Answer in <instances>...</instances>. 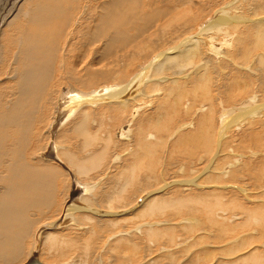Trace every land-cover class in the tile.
I'll list each match as a JSON object with an SVG mask.
<instances>
[{"label":"bare ground","instance_id":"6f19581e","mask_svg":"<svg viewBox=\"0 0 264 264\" xmlns=\"http://www.w3.org/2000/svg\"><path fill=\"white\" fill-rule=\"evenodd\" d=\"M19 1L20 0H11L8 5L9 7L4 13L0 14V264H26L31 258L37 260L39 258L38 261L42 264H45L44 260L46 258H48V260L46 259L47 262L50 261L49 264H95V262L98 264L99 261L105 264H145L147 261V264H182V260L187 259V256L186 258L184 256L178 257V253L173 251V254H170L171 250H173L172 247L175 246L170 242H174V238L177 236L174 234V230L172 231L169 229V231H167L162 228L165 226L164 222L157 223L155 221L156 218H160L161 215L163 216V213H167V210H173L174 217L175 214L197 217V221L194 222L193 225L184 226L185 228L183 230L189 236L198 231L200 225H202L203 228L205 225L210 228V230L213 229L215 231L214 233H217L218 236L224 237L226 233L230 231L233 222H229L228 220L229 224L231 223L229 227L228 222V225L225 224L226 221L220 222L222 221V216H220L219 219L221 220H219L218 218L213 219L211 216L209 218L208 214L209 212L210 214L216 212V210H214L216 208L222 209V213L224 214L225 205L223 206L216 197V199H213V195L208 196L207 193L204 192L195 193L191 188L185 189L187 193L176 190L170 194L171 197L169 198L164 196L158 198L155 197V194L143 197L141 201L139 200L140 202L138 204L139 208L145 204L144 207H142L143 209H139L140 214H134V216L139 215L140 217L139 220L136 219L140 221L139 224L137 221L133 222L134 226L137 223V226H135L136 229L131 228V224L133 223L132 221L129 223L130 217L129 219H127V217L124 218V214L122 215L123 217H119L120 215L117 213L119 218H124L122 219L123 221H121V227L119 225L120 221L110 219L114 214V212H112L114 211L113 209H109L108 212L105 211V213L99 210H87L88 213H86L87 211L85 212V208L83 210L85 213H76L74 209L69 210V208L71 207L72 209L73 206H70L71 203H73L72 199L77 197L79 193L76 190L80 182L77 181V176L79 179L83 178V182H86L85 179L88 174L92 172L91 175L94 174L93 170H95V167L106 165L104 167V174L110 172V175L118 168H122V170H118V175H121L120 180H117L118 182L114 180L117 182V187L122 186L120 187L122 191H129L128 193L131 191L132 194V192L138 191L136 190V186L141 185L140 187H143L145 191L146 187L152 184L150 180H157L154 172L155 167L152 163L156 162L154 158H156V154H158L159 145L164 143L166 147L168 146V143H166L168 140L167 137H169V146L172 149L169 154H173L174 152L196 156L200 150H204L209 155L215 151L213 144L215 145L217 143L214 138L208 137V131L205 129L211 131L216 130L217 127L213 123V120L216 121L215 113L217 114L218 110L220 118L224 120V124L234 116H241V113H247V115L254 116L253 118H255L258 115L257 113L260 114L264 111L263 106L260 109L255 107L254 110L251 109L249 113L247 112L248 109L246 112L243 109L251 105L253 106L259 98L264 100L263 55H259L255 58L256 60L253 58V60H255V64L253 65L258 67V71L260 70V74L257 70L255 74V76L259 75L258 80H254L253 78V81H259L255 83H259L261 86L263 84L262 88H259L261 89L260 97L255 94H249L252 90H249V87L255 84H252L250 80L248 81V79H250L249 77L248 79L246 78V80L240 79L241 77L243 78V74H240L239 78L237 77L238 79L234 77L229 78L223 75L224 72L221 74L224 78H227V81L221 76L223 81L228 82V78L234 80L233 82L230 80L231 85L229 88L231 92H234L232 90L240 89L241 91L237 90L235 93L241 92L245 95L240 99V95H232L229 90L231 95H229L230 98L227 99L229 92L225 91L227 97H225L226 101L225 99L221 101L219 105L221 109H218L216 107L217 105L215 106L213 99L210 97L211 89H209L208 86L211 81L210 75L211 72L214 74L218 73L217 70L214 72L215 68L213 69L216 64L213 63L215 59L213 58L212 61H210V58H212L211 55H214L212 52H214L215 49L218 50L219 47L216 45V42H213L214 38L207 40L205 36H208L207 32H211L219 35L224 34L226 37L227 33L224 30L226 26L220 27L219 25L223 24L224 26L225 23L233 25V23L236 22V20L233 23H230L229 20L228 22L225 16L214 21L218 16L214 15V10L217 6L222 5H218V2L222 3L224 0ZM254 1L259 7H263L264 0ZM224 10L226 11V9ZM227 10L229 9L227 8ZM244 10H246L245 13L248 11L246 4ZM250 10H253L254 16H257V14L260 15L258 9L254 10L250 8ZM262 10L264 12V8ZM224 12L223 15H226ZM228 14L230 15V13ZM247 14L244 17L249 18L253 16L250 15L247 17L249 15ZM236 15H238V13ZM238 18L242 19L241 21L243 22L241 23L243 26H241L242 24L239 22L238 27L235 26L232 28L231 25L230 27L228 26L233 31V33H231L233 37H231L232 39L225 45L227 52L224 50L223 53H228L230 60L232 58L233 61H237L239 60L237 58H240V60L245 59L246 62H248V59L252 58L254 53L258 51L263 52L264 50V21H251V24L246 25L245 22L247 21H244L242 15L238 16ZM213 21L218 23L213 26L211 25ZM184 37H186L185 39L187 40H185ZM169 46H175L174 49L169 50L170 53L167 51L169 54L166 53V55H162L161 53L158 55L159 52L164 51L162 49ZM206 53H212L210 56L208 55L210 57H208V59L210 60H200L199 58L207 55ZM196 59H199L197 63L195 62ZM245 60H243V63ZM238 62L239 61H237V63ZM241 62L242 61H240V64ZM228 63L230 64V62ZM234 63L236 64L235 61ZM229 64H226V67H228ZM211 65H213L210 67L213 71L210 70L211 72L209 73L207 66ZM232 65L230 64V67ZM202 66L205 67L203 68L205 71H202V74H194L186 83L185 81L181 83L179 78H175L182 73L185 74L184 71L188 68H191L192 72V70L196 71V69ZM254 66H252L253 70L255 69ZM245 67L244 69H246ZM219 69H221V66ZM222 69L224 68L222 67ZM228 72H230V70ZM236 72L238 73L239 71ZM250 74L254 73L251 72ZM219 75L220 72L218 73V77H220ZM247 75H244V77ZM7 78L11 79L7 80ZM156 78L161 83L158 81L156 82ZM162 79H164V82L161 81ZM213 79L215 80L216 78ZM239 79L240 81H237ZM71 81L76 84L81 91L78 90V95H75L76 98L71 99L67 104L66 107L69 111L68 117L63 121L64 116L62 117L59 112L58 115L56 114L55 124L51 126L55 119L53 106L56 108L57 105L55 104L57 101L61 104L66 103L70 92H66L62 87L65 86L67 82L69 83ZM217 83L218 82H216V85L218 86ZM229 84L230 83H228V85ZM70 85L71 84H69V86ZM222 85L223 84L219 86L221 87ZM260 85H258V87H260ZM243 90L247 91L244 92ZM75 91H77V89L75 90L74 88L72 92ZM218 92L217 94H219ZM147 93H152L151 95L153 96L151 97L147 95ZM214 93L215 92H213L212 95H214ZM216 95L215 98H217ZM222 95L223 93H221V96ZM146 96H148V98H146ZM184 98H191V102H188L187 108L185 107L186 105H184V103L187 102ZM216 102L219 103V101ZM73 112H76V115ZM149 112H154V115L152 113L153 116L150 117L159 118L164 116V118H166V120H164L165 123H163L164 128L161 129V131L167 130L169 127L171 130L173 126H171V122H173L172 118H179V116L182 118L181 126L175 131H171L169 133L170 136L165 134L166 141L162 138L163 136L158 139L161 134L159 130L161 127L158 129V125L155 124L154 126L152 125L153 123L147 126L149 128L153 127V131L156 130L154 131L156 132L155 134L150 133L149 130H147L149 128L146 129L144 127V125H146L144 123L145 118L148 117L150 114ZM97 114L98 117L94 118V115ZM111 116L119 122L122 119L119 127L114 131L116 134H113L119 139L116 138L118 142L120 143V141H122L128 143V148L129 144L132 149L134 148L133 151L128 150L130 152L132 151L128 155L131 158H129V162L127 161L128 157L125 158V160L119 155L111 159L110 151L111 145H115L112 144L114 143V138L112 139V137H109V139L107 138L108 141L104 140V142L102 140V142L98 144L97 141L101 138L98 139L92 136L91 126L98 123H100L101 126L107 124V122L111 123V120H113ZM186 116H189V119L192 117V120L184 123ZM212 117L214 118L212 119ZM258 123L260 124V122ZM258 123L253 122L252 125ZM61 124L62 126H70L71 130L69 132H71L77 140H81L76 147L77 150L72 147L71 150H66V147L61 150L57 147L60 152L59 155L74 170V174H70V179L65 174L67 171L64 173L63 170L59 168L63 164L58 167L56 164L50 163L52 160L58 161L59 157L57 158V149L50 142L51 139L45 137L43 134L47 128L50 129V134H54L56 128H59ZM224 124L222 125V129L225 128ZM244 124L238 125L239 131L243 128ZM105 126H103V128ZM94 129L97 130V127ZM172 129L174 130V128ZM189 129L191 131H189ZM247 130L249 131V129ZM94 131L95 130L92 132L94 133ZM248 131L241 134V138L244 142H246L245 140L247 138L252 136V132L249 133ZM221 134L223 135V133ZM106 136L107 134H105L104 137L106 138ZM226 140V142H229L228 139ZM69 142L70 141L67 139V143ZM83 142L84 146H87L88 149L89 147H98L96 150L101 153L97 152L98 154H94L93 152L84 156L83 149L85 147L83 148ZM102 143L104 145L103 147L100 146ZM224 145L226 144L224 143ZM125 147L128 149L127 146ZM226 147L229 148V146ZM72 149L77 152L73 153ZM41 151L44 153L38 155ZM78 153H82L84 157L81 158V156H77ZM133 156L135 158L134 161H132ZM153 159L154 161H152ZM130 160L134 162L132 163L133 166L128 165L130 164ZM118 164L119 166L116 167ZM237 164H240V161H238ZM220 165L221 163L218 166L216 165V169L218 172L222 170V175L218 178L209 179L210 182L208 183L217 182V184H226L227 182L224 181L225 179L231 183H237L236 177L238 176L236 172L234 173L233 171L235 166L229 165L224 169ZM242 166V172L244 169L246 171L250 169L246 164ZM140 169H143V174L141 171L139 172ZM69 171L70 170H68V172ZM118 175L114 176L117 177ZM71 179L73 180L72 182L70 181ZM96 179L95 177L93 181ZM102 184L100 187L103 186ZM107 184L109 185L110 181H108ZM114 184L115 183H113V185ZM95 185H99V183ZM94 187L92 188L94 189ZM92 188L89 184L86 186L83 184L81 192L85 191V189ZM101 189L102 187L100 190ZM165 189L159 192L161 193ZM95 191L98 192V188L96 190L94 189V192ZM112 191H110L111 194ZM144 191L143 193H145ZM104 192L103 190V193L93 198L92 205H94V203L95 206L97 204L100 205V203L102 204L103 202L101 205L103 207L104 204L108 203L105 198H110L111 200L114 194L116 195V193H113L112 197V195L108 196L109 193L107 195V192ZM105 194L108 197H106ZM133 195L134 193L132 197ZM117 196H115L116 199L118 198ZM141 196L137 197L135 192L137 200L140 199ZM151 196L153 198H150ZM130 197L131 196H129V198ZM148 198L150 201H148ZM107 200L109 201V199ZM115 200L113 198V201ZM122 200L124 199L122 198ZM130 200L128 199L129 202ZM117 202L119 203V201ZM115 203L112 202L111 205L109 202V205L113 208ZM232 205L233 203L227 208H231L232 210ZM118 206H120V204ZM234 206L248 211L245 206L242 207V204L238 203V205L235 204ZM209 209L211 210L209 211ZM133 212H136V210ZM252 212L255 213L254 211ZM258 212V218L262 221V224L259 223L261 227L264 226V209ZM128 214L126 212V216ZM215 216L217 215H214V217ZM136 217L138 218V216ZM135 218H132V220H135ZM143 219L146 221L141 223ZM153 219L155 222L152 221ZM255 219L256 217L252 219V221H255ZM227 226L229 228H227ZM53 227L57 229H51ZM234 229H236L235 225ZM138 235H141L143 238L145 236L148 243L157 245L158 250L164 252L163 255L161 254L157 260L153 258L154 260L150 263V257H152L153 254L149 250L148 252L144 251L143 254V247L139 242V238L136 237ZM261 237L264 238L262 235ZM225 238L226 237H224V239ZM163 240H167L168 243H164ZM200 240L201 238L198 239V241ZM250 240H248V242H250ZM194 247L196 246L194 245ZM239 247L243 249L244 246L239 244L238 249ZM166 250L169 251V255L167 256L164 255L167 252ZM237 251L232 252L234 254ZM225 253H229V251ZM262 254L251 252L250 259L248 257L243 259L236 256V258L238 257L236 262L239 264L240 260L241 262L243 260H249L253 263L254 259H256V264H264V256ZM214 255L215 251L213 249L210 251L204 246L203 249L196 252L193 256L194 258L191 261L188 260L189 262H186V264H209V262H211L210 257L212 256L211 258L213 259ZM179 258H182V260ZM42 261H44V263ZM220 261H222V259ZM220 261L217 260L218 263H220Z\"/></svg>","mask_w":264,"mask_h":264},{"label":"rangeland","instance_id":"374dc122","mask_svg":"<svg viewBox=\"0 0 264 264\" xmlns=\"http://www.w3.org/2000/svg\"><path fill=\"white\" fill-rule=\"evenodd\" d=\"M2 1V2H1ZM7 1V2H6ZM10 1L11 0H0V14H2V13H4V11L9 7L8 5H9V3H10ZM21 1V0H20ZM19 1V2H20ZM232 1V2H231ZM224 2V3H223ZM222 3H220V2H218V5L219 4H222V5H220V6H217L216 8H215V10H214V15H218L217 17H216V19H214V21H216L217 19H219L220 17H224L225 16V19L228 21H230V23H233V22H235V20H236V22L235 23H233V25L232 24H230L231 25V27L233 28V27H235V26H237L238 27V25H239V23H241V22H243V21H241L242 19H239L238 18V16H243V18H244V21H247V22H245L246 23V25L247 24H251L253 21H255V22H257V21H259V22H261V21H264V12H263V8H264V5H263V7H259L257 4H256V2L254 1V0H247V2H246V0L244 1V0H229V1H223ZM227 2H228V4H227ZM235 2V3H234ZM241 2H244V3H241ZM226 3V4H225ZM234 3V4H233ZM238 4V6H237V4ZM240 3H241V5H242V7H241V5H240ZM6 6H5V5ZM244 4V5H243ZM245 4H246V8L248 9V11L245 13V11L246 10H244V7H245ZM221 7V8H220ZM231 7V8H230ZM241 9H240V8ZM227 8L229 9V10H231V11H229V10H227ZM235 8V9H234ZM250 8H252V9H254V10H256V9H258V13H260V15L259 14H257V16H254V13H253V10H250ZM223 9V10H222ZM224 9H226V11L224 10ZM242 9H243V11H242ZM261 10V11H260ZM218 11V12H217ZM224 12V14L226 13V15L228 16H226V15H223V12ZM260 11V12H259ZM217 12V13H216ZM220 12H222V13H220ZM230 13V15L228 14V13ZM234 12H235V14H234ZM263 12V13H262ZM219 13V14H218ZM233 13V14H232ZM238 13V15H236ZM249 15H248V14ZM251 13V14H250ZM222 14V15H221ZM246 14L248 15L247 17H249L250 15H253V16H250L249 18H246V17H244V16H246ZM233 15V16H232ZM229 16H230V19H229ZM213 17V16H212ZM234 17V18H233ZM235 17H236V19H235ZM255 17V18H254ZM245 18H246V20H245ZM238 19V20H237ZM250 19V20H249ZM255 19V20H254ZM211 22V25H215V24H217V23H215V22ZM228 21V22H229ZM252 21V22H251ZM239 22V23H238ZM251 22V23H250ZM238 23V24H237ZM244 23V24H245ZM242 24V23H241ZM230 25L229 24H227V23H225L224 24V26H223V24H221V25H219L220 27H225L224 28V30H225V32L227 33L226 34V37L224 36V34H216V33H211V32H207V34H208V36H205V38L207 39V40H209V39H211V38H214V40H213V42L215 43L216 42V45L219 47V49L217 50V49H215V51L214 52H212V53H214V55H211V54H207V55H205V56H207V57H205V56H202L201 58H199L200 60H203L204 59V61H206L205 59H208V57L211 55L212 56V58H210V59H208V60H210V61H212V59L214 58L215 60L217 59V58H220V59H217L216 60V62H215V60H214V62L213 63H219V64H217V68L215 67V65H214V67H213V69H214V72H216L215 70H217V72L219 73L220 72V77H218V73L217 74H214L213 72H211V71H213V69L212 68H210V67H212L213 65H211V66H207V70H209V73L211 72V75H212V73H213V75L215 76H213V78H216L217 79V81H216V79L214 80L213 78H212V76L210 75V77H211V81H210V84L208 85L209 86V89H211L210 90V94H211V98L213 99V102H214V104H215V106L218 108V109H221V107L219 106L220 104H221V101L223 100L224 101V99H225V97H227V99H229L230 97H229V95H231V93H232V95H235V96H238V95H240V99H242V97L245 95L244 93H235V91H237V90H239V91H241L240 89H237V90H232V91H234V92H231V89L229 88L230 87V85H231V82H233L234 80L233 79H229V78H232V77H234L235 79H238L239 78V76H240V74L243 76V78L241 77L240 79H244V80H246V78L248 79V77L250 78V79H248V81L250 80L251 82H252V84L253 83H255V82H259V81H253V78H254V80H258V76L259 75H257V76H255V74H256V70L258 71V67H256V66H254L253 64H255V58H257L259 55H263L264 56V50H263V52L262 51H258V52H256V53H254L253 54V56H252V58H250V59H248L247 61L248 62H246V60L245 59H241L240 60V58H237V59H239V60H237V61H239L238 63H237V61L236 60H234L235 62H236V64L234 63V61L232 60V58H231V60H230V56L228 55V53H223L224 52V50L226 51V44H228L229 43V41L232 39L231 37H233V35L231 34V33H233V31H232V29H230L229 27H230ZM229 26V27H228ZM241 26H243V24L241 25ZM227 28V29H226ZM227 30H228V32H227ZM229 30H230V34H229ZM229 34V35H228ZM229 36V37H228ZM218 37V38H217ZM186 37H184V39H185ZM227 39V43H226V39ZM185 40H187V39H185ZM184 40V41H185ZM220 40V41H219ZM219 41V42H218ZM172 47V48H171ZM174 47L175 46H169V47H167V48H165V49H162V50H164V51H161V52H159L158 53V55H160L161 53H162V55L163 54H165L166 55V53H170V51L169 50H172V49H174ZM168 51V52H167ZM220 53H219V52ZM227 52V51H226ZM262 52V53H261ZM168 53V54H169ZM217 53V54H216ZM219 54V55H218ZM209 55V56H208ZM219 56V57H218ZM221 56V57H220ZM205 57V58H204ZM223 57V58H222ZM253 58L255 59V60H253ZM199 59L197 60H195V62L197 63L198 61H199ZM243 60H245L244 61V63H243ZM252 60V61H251ZM240 61H242L241 62V64H240ZM251 61V62H250ZM228 62H230V64L232 65L231 67L233 68V70H232V68L230 67V64L228 63ZM221 64V65H220ZM226 64H229L228 65V67H226ZM248 66H247V65ZM254 66L255 67V71L252 69V66ZM245 65H246V67H245ZM220 66H221V69H219L220 68ZM222 67L224 68V69H222ZM240 67V68H239ZM244 67L246 68V69H244ZM250 67V68H249ZM203 68H205V67H200V68H198V69H196V71L195 70H192V72H193V74H192V72H191V68H188V69H186L185 71H184V73L185 74H181V75H179V76H177V77H175L176 79H178L179 78V80H181V83H183L182 81H185V83L187 82V81H189V79L190 78H192L193 77V75L194 74H196L197 75V73L198 74H200L202 71L204 72L205 70H203ZM228 68V69H227ZM231 68V69H230ZM237 69V70H236ZM188 70V71H187ZM211 70V71H210ZM230 70V72H228ZM194 71H195V73H194ZM232 71V72H231ZM236 71H239L238 73L236 72ZM241 71V72H240ZM260 71V70H259ZM258 71V72H259ZM224 72V73H223ZM234 72V73H233ZM248 72H252V73H254V74H250V73H248ZM258 72H257V74H258ZM221 73H223V75H226V76H228L229 78H228V82H225V81H227V78L225 77L224 78V76L221 74ZM226 73V74H225ZM231 75H230V74ZM202 74V73H201ZM237 74H238V76H237ZM248 74V75H247ZM259 74H260V72H259ZM184 75V76H183ZM234 75V76H233ZM236 75V76H235ZM244 75H247L246 77H244ZM192 76V77H191ZM221 76L224 78V80L225 81H223V78L221 79ZM184 77H186V78H184ZM238 77V78H237ZM220 78V79H219ZM11 78H7V80H10ZM240 79L239 80H237V81H240ZM219 80V81H218ZM230 80H231V82H230ZM243 80V81H244ZM151 81V80H150ZM150 81H148V82H150ZM158 80H157V78H156V82H157ZM162 82H164V79H162L161 80ZM159 82V81H158ZM216 82H218L217 84H218V86L216 85ZM221 82V83H220ZM147 83V82H146ZM152 83H153V81H152ZM159 83H161V82H159ZM227 83V84H226ZM228 83H230L229 85H228ZM69 84H71L70 86H69ZM162 84H164V83H162ZM221 84H223L221 87L219 86V85H221ZM264 84V83H263ZM263 84H262V86H263ZM227 85V86H226ZM258 85H260L259 83H255V84H253L252 85V87L250 88L249 87V90H251L250 92H249V94L251 93V95H257V96H259L260 97V90L261 89H259V88H262V86L260 85V87H258ZM225 86V87H224ZM224 87V88H223ZM254 87V88H253ZM63 88V90H65L66 92H70L68 95L70 96H68L67 97V101H66V105L64 104V103H60L59 101H57V103L55 104V105H57L56 106V108L53 106V112L55 113V119L53 120V122H52V124H51V126L52 125H54L55 124V122H56V117H57V115H58V113L59 114H61L62 115V117L64 116V119H63V121L68 117V113H69V111L67 110V104L69 103V101L71 100V99H75L76 97H75V95H78V90H80V88L76 85V84H74L72 81L71 82H67L66 83V85L65 86H63L62 87ZM74 88H75V90L77 89V91H75V92H72V90H74ZM264 88V87H263ZM217 89V90H216ZM218 89H219V92H218ZM222 89V90H221ZM225 89H227V90H225ZM246 89V88H245ZM229 90H230V92H229ZM81 91V90H80ZM225 91H227V92H229L228 93V95L226 96L225 95ZM244 92H246L247 90H243ZM213 92H215L214 93V95H212V93ZM217 92L219 93V94H217ZM263 92V91H262ZM72 93V94H71ZM76 93V94H75ZM221 93H223V95L221 96ZM152 93H147V95H150L151 97L153 96V95H151ZM217 94V95H216ZM227 94V93H226ZM72 95H74V96H72ZM215 95H216V97L217 98H215ZM225 95V96H224ZM263 95V94H262ZM149 96V97H150ZM214 96V97H213ZM219 96V97H218ZM220 96H221V98H223V99H221L220 98ZM224 96V97H223ZM250 96V95H249ZM72 97V98H71ZM233 97V96H232ZM146 98H148V96H146ZM220 98V99H219ZM189 99H190V101H189ZM184 98V100H186V101H184V102H186V103H184V105H186L185 107L187 108V105H188V102H191V98ZM144 100H145V98H144ZM148 100V99H147ZM216 101H219V103H217ZM225 101H226V99H225ZM264 100H261L260 98L259 99H257V102H255L254 104H253V106L251 105V106H249V107H247V108H243L244 109V111L246 112L247 111V109H248V113L250 112V110L251 109H253L254 110V108L255 107H257V109L259 108H261L262 106L264 107ZM60 104V105H59ZM64 106H65V108H64ZM253 107V108H252ZM61 110H60V109ZM55 109H59V110H55ZM64 109V110H63ZM246 109V110H245ZM55 110V111H54ZM217 110V109H216ZM63 112V113H62ZM66 112V113H65ZM78 112V111H77ZM183 112L185 113V111L183 110ZM219 112V110L217 111V114L215 113V117H216V121L215 120H213V123L216 125V130H214V131H211V130H209V129H205V130H207L208 132H207V135H208V137H210V138H214V140H215V142L217 143V144H213V148L215 149V151L212 153V154H207L204 150H200L199 152H198V154L196 155V156H189V155H187V154H180V153H174L173 152V154H169V152H171L172 151V149L170 148V146H169V137H167L168 138V140H167V142L166 143H168V146L166 147L165 145H164V143H162V144H160L159 145V148H158V154H156V158H154L155 160H156V162L155 163H152L153 165H154V167H155V169H154V172H155V178H157V180H150V183L152 182V184H149L148 185V187H146V189H145V191L143 190V187H140L139 185H137L136 186V190H138V191H135L136 192V195H137V197H139V196H141V198L140 199H138L137 200V197H135V192H132V194L134 193V195H133V197H132V194H131V191H130V193H128V192H126V191H122V188H120V187H122V186H120V187H117V182L120 180V177H121V175H118L119 174V172H118V170H122V168H118L113 174H111L110 175V172H108L107 174H104V167L106 166V165H103L102 167H95L94 169L95 170H93L94 171V174L93 175H91V174H88V176L86 177V182H87V184H89L90 186H91V188L92 187H94V189L96 190L97 188H98V192L97 191H95L94 192V189L92 188V189H85V191H83V192H81V187H83V184H85V186L87 185L86 184V182H83L84 180H83V178H81V179H79V177L77 176V178L79 179H77V181L79 182V184H78V187H77V191L79 192L78 194H77V197H75L74 199H72L73 201V203H71V205L70 206H72V209H71V207L69 208V210H73L74 209V212L76 211V213H81V212H83V210H84V208H85V212L87 211V210H99V211H101V212H104L105 213V211H107L108 212V210L109 209H113L114 211H112V212H114V214H113V216H112V218H110V219H115L116 221L118 220V221H120L119 222V225H120V227L122 226V223H121V221H123L122 219H124V218H126L127 217V219H129V217H130V219H129V223H131L130 221H132V223L133 222H136L137 220H139V215H135L134 216V214H140L139 212H140V210L139 209H143L142 207H144V205L143 206H141L140 208L138 207L139 205V202L143 199V197H148V196H150L151 194H155L156 196L155 197H162V196H164V197H166V198H169V197H171L170 196V194L171 193H173V192H175L176 190L178 191H183L184 193H187V192H185L186 190L185 189H192V191L193 192H197V193H207V195L208 196H212L213 197V199H218L222 204H223V206L225 205V207H224V209H225V212H224V214L222 213V209H220V208H216V209H214V210H216V212H213L212 214H210V212H209V218H210V216H211V218H213V219H219L220 218V216H222V217H224V218H222L221 217V219H222V221H220V222H225L226 221V225H228L229 224V222L231 221V222H233L232 224V226L229 224L228 226L230 227H232V229H231V227H230V231H228V229L227 228H229L228 226H227V233H226V235L224 236V237H226L225 239H224V237H222V236H218V234L217 233H214L215 231L212 229V230H210V228H208V227H206L205 225H204V228L202 227V225H200V227H199V230L198 231H196L195 233H193L191 236H189V235H187L185 232H184V228L185 227H187V225L188 226H190V225H193L194 224V222H196L197 221V217H194V216H182V214H175V217H174V213L172 212L173 210H167L166 212L167 213H163V216L161 215L160 216V218L158 217V218H156L155 219V221L157 222V223H159V222H164L165 223V226L164 227H162L163 229H166L167 231H169V229L170 230H174V234L175 235H177V236H175L176 238H174V242H170L171 244H174L175 246L174 247H172L173 248V250H171V252H170V254H173L172 253V251L173 252H177L178 254H177V256L178 257H181V256H184L185 258H186V256H187V259H185V260H182V258H179L180 260H182L183 262H182V264H186V262H189V261H191L194 257V255H195V253L196 252H198V251H201L202 249H203V247L205 246V247H207V249L208 250H210V251H212V249L215 251V255L213 256V259L210 257V259H211V262H209V264H224V263H228V264H238L237 262H236V260H237V258L239 257V258H246V257H248L249 259H250V254H251V252H253V253H256V252H258L259 254H262L263 256H264V238H262L261 237V235L264 237V226H261L260 227V224L259 223H261L262 221L258 218L259 217V212L258 211H261L262 209H264L263 207H264V175H263V173H264V111H262L260 114L259 113H257L258 115L255 117V118H253L254 116H250V115H247V113L245 114V113H241V116L240 115H237V116H234V117H232L231 119H229L228 120V122H226V124H224V120L222 119V118H220V113H218ZM73 113H75V115H76V112H73ZM150 113V114H149ZM148 114H146V115H148V117H146L145 118V124L146 125H144V127L147 129V128H149V127H147L148 125L150 126L152 123V125H154L155 126V124H157L158 125V129L161 131V129H163L164 128V126H163V123H165V121L164 120H166V118H164V116L163 117H150V116H153L154 115V112H149ZM152 113H153V115H152ZM57 114V115H56ZM70 115V114H69ZM217 115V116H216ZM245 115H247V116H245ZM98 117V114L97 115H94V118H97ZM182 117H185V116H182ZM111 118H112V116H111ZM110 118V119H111ZM114 118V117H113ZM112 118V119H113ZM187 118H188V120H187ZM192 117H190V119H189V116H186V118L184 119V123L185 122H188L189 120H192L191 119ZM214 117H212V119H213ZM105 119H107V118H105ZM148 119V120H147ZM152 119V120H151ZM154 119H156V120H154ZM115 119H113V120H111V123H108L107 122V124H105V125H103V126H105L104 128H103V126H101V124L100 123H98V124H93L92 126H91V133H92V136H95V137H97L98 139H100L99 141H97V143L98 144H100L101 142H102V140L104 141V140H107V138L109 139V137L111 138L112 137V139L114 138V143H112V144H115L114 146L113 145H111V151H110V157H111V159H113L115 156H122V159H125V158H127V161L129 162V158H130V156H128L132 151H133V149H132V147L130 146V144H129V148H128V143H124V142H122V141H120V143L118 142V138L115 136V135H113V134H116L114 131L116 130V128H118L119 127V124H120V122L122 121V119H121V121L119 122V121H114ZM154 120V121H153ZM186 120V121H185ZM114 121V122H113ZM172 121L174 122H171V130H170V127L167 129V130H162L160 133V137H158V139L159 138H161L162 136V138L163 139H165V141H166V138H165V134L166 135H169V133L172 131H175L176 129H178L180 126H181V123H182V118L179 116V118H172ZM193 121H194V118H193ZM150 122V123H149ZM176 122V123H175ZM253 122H256V123H258V122H260V124L258 123V124H253L252 125V123ZM149 123V124H148ZM244 124V126H243V128H241L240 129V131H239V129H238V125H240V124ZM110 124V125H109ZM178 124V125H177ZM224 124V126H225V128L224 129H222V125ZM262 124V125H261ZM99 125V126H98ZM175 125V126H174ZM227 125V126H226ZM246 125V126H245ZM97 127V130L96 129H94L95 127ZM101 126V127H100ZM178 126V127H177ZM177 127V128H176ZM237 127V128H236ZM100 128H102V129H100ZM172 128H174V130L172 129ZM157 129V130H158ZM247 129H249V131L247 130ZM263 129V130H262ZM59 130V131H58ZM71 130V128H70V126H68V125H66V126H62V124H61V126L59 127V128H56V130H55V133L54 134H50L51 132H50V129L49 128H47L44 132L45 133H43L44 134V136L45 137H49L50 139H51V143L56 147V149H57V147L59 148V149H61L62 150V148H64V147H66V150H71V147L73 148V149H75V150H77L76 149V147L79 145V142H81V140L80 139H78L77 140V138H75V136L73 135V134H71V132H69ZM93 130H95L94 131V133L92 132ZM112 130V131H111ZM147 130H149V132L150 133H156V132H154V131H156V130H154L153 131V127L152 128H149V129H147ZM242 130V131H241ZM97 131H99V132H97ZM103 131V132H102ZM189 131H191L190 129H189ZM245 131H248L249 133H251L252 132V136L251 137H249V138H247L245 141L246 142H244L243 141V139L241 138V134L243 133V132H245ZM50 132V133H49ZM58 132H61V133H58ZM63 132V133H62ZM100 132H102V133H100ZM104 132H107V133H104ZM166 132V133H165ZM58 133V134H57ZM69 133V134H68ZM95 133H96V135H95ZM100 133V134H99ZM104 133V134H103ZM221 133H223V135L221 134ZM254 133V134H253ZM62 136H61V135ZM103 134V135H102ZM105 134H107V136H106V138L104 137L105 136ZM110 134H112V135H110ZM164 134V135H163ZM230 136H229V135ZM63 135H65V136H63ZM102 135V136H101ZM114 136V137H113ZM170 136V135H169ZM223 136H224V138H223ZM56 137V138H55ZM103 137V138H102ZM229 137V138H228ZM118 140H117V139ZM222 138V139H221ZM67 139L70 141L69 143H67ZM221 139V140H220ZM226 139H228V141L229 142H226L227 140ZM232 141H231V140ZM56 140V141H55ZM108 141V140H107ZM50 142H49V144H50ZM105 142V141H104ZM103 142V143H104ZM57 143V144H56ZM103 143L100 145V146H104L103 145ZM220 143V144H219ZM224 143L226 144V145H224ZM68 144V145H67ZM95 144V143H94ZM105 144V143H104ZM57 145V146H56ZM127 146V148L128 149H126V147L125 146ZM224 145V146H223ZM49 146V145H48ZM68 146V147H67ZM122 146V147H121ZM163 146H165V147H163ZM226 146H229V148L228 147H226ZM75 147V148H74ZM85 147V148H84ZM125 147V148H124ZM133 147H135V146H133ZM226 147V148H225ZM69 148V149H68ZM83 155L85 156H87V155H89V153L91 154V153H93L94 152V154L95 153H97V152H99V153H101L100 151H97L96 149H98V147H89V149H88V147L87 146H84V142H83ZM125 150H124V149ZM72 149V151H73V153L75 152V150H73ZM65 150V149H64ZM96 150V151H95ZM128 150H132L131 152L130 151H128ZM168 150V151H167ZM47 151V150H46ZM45 151V152H46ZM102 151V150H101ZM42 152V153H41ZM38 155H41V154H43L44 152L43 151H41ZM58 152V153H57ZM77 152V151H76ZM75 152V153H76ZM128 152V153H127ZM168 152V153H167ZM59 151H58V149H57V151H56V155H57V158L59 157V159H58V161L57 160H52V162L50 161V163H54V164H56V166H61L62 164V166L61 167H59L61 170H63V172L65 173L66 171V175L68 176V178L70 179L71 178V173L72 174H74V170H73V168L71 167V166H69V164H67L65 161H64V159H62V157L59 155ZM98 154V153H97ZM79 155V157L81 156V158L82 157H84L83 155H82V153L80 154V153H78L77 154V156ZM157 156H158V158H157ZM38 157V156H37ZM124 157V158H123ZM171 157V158H170ZM191 157V158H190ZM253 157V158H252ZM214 158V159H213ZM250 158H252V159H250ZM131 159V158H130ZM133 160L132 161H134L135 160V158H134V156H133V158H132ZM154 159L152 160V161H154ZM160 159V160H159ZM247 159V160H246ZM109 160V159H108ZM107 160V161H108ZM126 160V159H125ZM160 162H159V161ZM61 161H62V163H61ZM111 161V160H110ZM126 161V162H127ZM131 160H130V164H128V165H132L133 166V164L132 163H134V162H132ZM181 161V162H180ZM238 161H240V164H237V162ZM56 162V163H55ZM157 162H159V163H157ZM226 162V163H225ZM263 162V163H262ZM161 163V164H160ZM221 163V167L222 168H227L229 165H234L235 166V168L233 169V171H234V173L236 172V174H237V176L238 177H236L237 179H236V181H237V183L236 182H233V183H231V182H229V181H227V179H225L224 181L225 182H227L226 184H217V182H215V183H208V182H210V180L209 179H213V178H218V177H220L222 174H221V172H222V170L220 171V172H218V170L216 169L217 167H216V165L218 166L219 164ZM225 163V164H224ZM244 163V164H243ZM249 163V164H248ZM246 164V166H249V168L250 169H247L248 171H246L245 169L243 170V172L241 171L242 170V168H243V166L242 165H245ZM251 164V165H250ZM159 165V166H158ZM119 166V164L118 165H116V167H118ZM184 166V167H183ZM240 167V168H239ZM68 169V170H70L69 172H68V170H65V169ZM160 168V169H159ZM236 168H237V170H236ZM182 169V170H181ZM143 169H140L139 170V172L141 171V173L143 172L142 171ZM155 170H157V171H155ZM108 171V170H107ZM103 172V173H102ZM118 172V173H117ZM166 172V173H165ZM137 173H138V171H137ZM141 173H139V174H141ZM181 173V174H180ZM143 174V173H142ZM141 174V175H142ZM86 175V174H85ZM105 175V176H104ZM114 175H118L117 177H115ZM209 175V176H208ZM261 175V176H260ZM98 176V177H97ZM101 176V177H100ZM157 176V177H156ZM263 176V177H262ZM95 177L98 179H96V180H94L93 181V179H95ZM113 177H115V178H113ZM209 177V178H208ZM258 177V178H257ZM261 177V178H260ZM89 178V179H88ZM91 178V179H90ZM100 178V179H99ZM102 178V179H101ZM116 178H118V179H116ZM256 178V179H255ZM88 179V180H87ZM263 179V180H262ZM114 180H118L117 182L116 181H114ZM241 180V181H240ZM71 182L73 181L72 179L70 180ZM100 181V182H99ZM101 181H102V183H101ZM108 181H110V184L108 185L107 183H108ZM111 181H113V182H111ZM95 184H98L99 183V185H95ZM106 182V183H105ZM156 182V183H155ZM183 182H185V183H183ZM224 182V183H225ZM229 182V183H228ZM113 183H115L114 185H113ZM93 186H92V185ZM103 185V186H101L102 187V189L105 191L104 193H106L107 195H108V193H109V195L108 196H111L112 195V197H113V193H116V195L114 194V200L116 199L115 198V196H117V194H118V198L115 200L116 201V203H115V201H113V198L110 200V198H105L106 199V202H108V203H106V204H104L103 205V207L101 206L102 204H103V202H102V204L100 203V205L99 204H97L96 206H95V203H94V205H92L93 204V198L96 196V195H99L100 193H103V190L101 189L100 190V185ZM257 184H259V185H257ZM105 185V186H104ZM150 185H151V188H152V190H151V188H150ZM184 185V186H183ZM80 186V187H79ZM261 186V187H260ZM100 187V188H99ZM106 187V188H105ZM154 187V188H153ZM257 187V188H256ZM114 188V189H113ZM116 188V189H115ZM120 188V189H119ZM145 192V193H143V191L141 190V189ZM166 188V189H165ZM109 189H111V190H109ZM112 189H113V191H112ZM163 189H165L163 192H159V191H162ZM182 189H184V190H182ZM196 189V190H195ZM90 191V193H89V191ZM239 190V191H238ZM110 191H112V194H111V192ZM133 191V190H132ZM243 191V192H242ZM92 192V193H91ZM139 192V193H138ZM81 193V194H80ZM82 193H83V195H82ZM94 193H95V195H94ZM96 193H98V194H96ZM138 193V194H137ZM167 193V194H166ZM246 193V194H245ZM88 194H90V195H88ZM105 194V196L106 197H108L107 195ZM144 194V195H143ZM165 194V195H164ZM219 196V197H217V196ZM88 196V197H87ZM93 196V197H92ZM123 196V197H122ZM128 198H127V197ZM129 196H131L130 198H129ZM216 197V198H215ZM249 197V198H248ZM122 198L124 199V200H122ZM150 198H153L152 196L150 197ZM233 198H236V199H233ZM245 198V199H244ZM261 198V199H260ZM85 199V200H84ZM89 201V204H88V201ZM105 199H104V201H105ZM107 199H109V201L107 200ZM128 199L130 200V202L128 201ZM133 199V200H132ZM135 199V200H134ZM149 199V198H148ZM147 199V200H148ZM231 199V200H230ZM92 202H91V201ZM120 200H121V202H120ZM140 200V201H139ZM146 200V201H147ZM158 200H161V199H158ZM233 200V201H232ZM235 200H236V202H235ZM247 200V201H246ZM86 201V202H85ZM117 201H119V203L117 202ZM125 201V202H124ZM148 201H150V199L148 200ZM232 201V202H231ZM109 202H110V204L112 205V202L113 203H115V205H116V208H115V205H113V208H112V206H110L109 205ZM127 202V203H126ZM228 202H230V203H228ZM257 202V203H256ZM117 203H118V205L120 204V206H118L117 205ZM137 203V204H136ZM233 203V205H232V210H231V208H227L228 206H231V204ZM238 203L239 204H242V207H246V209L248 210V211H246V210H243V209H240V207H238V206H234L235 204H237L238 205ZM229 204V205H228ZM125 205V206H124ZM127 205V206H126ZM82 206V207H81ZM85 206V207H84ZM95 206V207H94ZM98 206V207H97ZM123 208H122V207ZM222 206V207H223ZM74 207V208H73ZM91 207H93V208H91ZM101 207V208H100ZM111 207V208H110ZM134 207V208H133ZM257 207H259V208H257ZM235 208V209H234ZM253 208H254V210H253ZM146 209V208H145ZM227 209V210H226ZM252 209V210H251ZM258 209V210H257ZM261 209V210H260ZM118 210V211H117ZM119 210H120V212H119ZM132 210V211H131ZM134 210H136V212H133ZM138 210V211H137ZM211 209H209V211H210ZM217 210H219V211H217ZM80 211V212H79ZM213 211V210H212ZM221 211V212H220ZM230 211V212H229ZM231 211H233V212H231ZM252 211H254L255 213H258V214H255V213H253ZM257 211V212H256ZM85 212H83V213H85ZM106 212V213H107ZM122 212H124V213H122ZM126 212H127V216H126ZM86 213H88V211L86 212ZM117 213H119V215L117 214ZM120 213H122V214H120ZM228 213V214H227ZM124 214V218H119V217H121L122 215ZM217 215V216H215L214 217V215ZM227 214V215H226ZM251 214H253V215H251ZM117 215V216H116ZM255 215H257V216H255ZM119 216V217H118ZM136 216H138V218L136 217ZM227 216V217H226ZM123 217V216H122ZM136 217V218H135ZM167 217V218H166ZM169 217V218H168ZM178 217V218H177ZM234 217H236V218H234ZM241 217V218H240ZM256 217V219H255V221L253 220L252 221V219H254ZM132 218H135V220H132ZM184 218V219H183ZM231 218H232V220H231ZM121 219V220H120ZM137 219V220H136ZM141 219H142V217H141ZM186 219H187V221H186ZM221 219H219V220H221ZM227 219V220H226ZM162 220V221H161ZM224 220V221H223ZM228 220H229V222H228ZM234 220V221H233ZM245 220V221H244ZM143 221L145 222L146 220H141V223H143ZM153 222H155L154 221V219L152 220ZM151 221V222H152ZM247 221V222H246ZM252 221V222H251ZM138 222V224H139V222L140 221H137ZM148 222V221H147ZM227 222H228V224H227ZM240 222V223H239ZM242 223V224H241ZM184 224H186V225H184ZM240 224H241V226H240ZM259 224V225H258ZM262 224V223H261ZM263 224H264V222H263ZM132 226H134V223L133 224H131ZM175 225V226H174ZM181 225V226H180ZM225 225V226H226ZM234 225H235V228L236 229H234ZM239 225V226H238ZM245 227V229H244V227ZM131 226V228L132 229H136V227L135 226H137V223H136V225L134 226V227H132ZM169 226V227H168ZM185 226V227H184ZM139 227V226H138ZM137 227V228H138ZM182 227V228H181ZM241 227V228H240ZM54 228H56V227H53V228H51V229H53V230H56V229H54ZM130 228V229H131ZM207 228V229H206ZM240 228V229H239ZM50 229V230H51ZM131 229V230H132ZM156 229V228H155ZM158 229V228H157ZM200 229H202V230H200ZM239 229V230H238ZM237 230V231H236ZM242 230V231H241ZM201 231V232H200ZM241 231V232H240ZM246 231V232H245ZM231 234H230V233ZM240 232V233H239ZM245 232V233H244ZM183 233H185L186 234V236H185V234H183ZM206 233V234H205ZM237 233V234H236ZM262 233V234H261ZM215 234V235H214ZM254 234V235H253ZM261 234V235H260ZM213 235V236H212ZM233 235H235V236H233ZM241 235V236H240ZM259 237H258V236ZM188 236V237H187ZM203 236H204V238H203ZM217 236V237H216ZM230 236V237H229ZM233 236V237H232ZM136 237H138L139 238V242L141 243V246L143 247L142 249H143V254H144V251H147L148 252V250L153 254V256H152V254H151V256L152 257H150V263H151V261H153L154 259L153 258H155V260H157L158 258H159V256L162 254L163 255V253L164 252H161V250H158V246L157 245H154V244H151V243H148V241L146 240V238H145V236H144V238L141 236V235H138V236H136ZM216 237V238H215ZM220 237H221V239H220ZM186 238V239H185ZM201 238V240L200 241H198V239H200ZM219 238V239H218ZM250 238H251V240H250ZM260 238V239H259ZM168 239V238H167ZM196 239V240H195ZM203 239V240H202ZM165 240V239H164ZM163 240V241H164ZM189 240V241H188ZM225 240V241H224ZM239 240V241H238ZM243 240H245V241H243ZM248 240H250V242H248ZM162 241V242H163ZM186 241V242H185ZM222 241H224V242H222ZM165 242H167V240L166 241H164V243ZM201 242V243H200ZM168 243V242H167ZM193 244V245H192ZM197 244V245H196ZM202 244V245H201ZM239 244H242L244 247H243V249L241 248V247H239V249H238V246H239ZM159 245V244H158ZM194 247V245L196 246V247H192V246ZM201 245V246H200ZM214 245V246H213ZM200 247V248H199ZM209 247V248H208ZM223 247V248H222ZM42 248V247H41ZM41 248H40V253H41ZM150 248V249H149ZM195 248H197V249H195ZM199 248V249H198ZM215 248V249H214ZM228 249H230V250H228ZM242 249V250H241ZM221 250V251H220ZM240 251V252H238V251ZM167 252H166V254H164L165 256H167V255H169V251L168 250H166ZM227 251H229V253H225V252H227ZM235 252V251H237L236 253H234L233 254V252ZM242 251V252H241ZM256 251V252H255ZM179 252H182V253H179ZM184 252V253H183ZM182 254V255H181ZM236 254V255H235ZM230 255V256H229ZM254 255V254H253ZM236 256H238L237 258H236ZM183 257V258H184ZM192 257V258H191ZM253 257V256H252ZM42 258H44V257H42ZM214 258H215V260H214ZM254 258V257H253ZM45 259V258H44ZM47 260H48V258H46ZM46 259L44 260L45 261V264H49L50 263V261L49 262H47L46 261ZM222 259V261H220ZM38 260H39V258H38ZM41 260V259H40ZM179 260V261H180ZM189 260V261H188ZM217 260L218 261H220V263H218L217 262ZM44 261H42L43 263H44ZM215 262V263H214ZM234 262H236V263H234ZM99 263L100 264H105V263H101L100 261H99ZM98 263V264H99ZM148 263V261L145 263V264H147ZM257 263V260L256 259H254V261H253V263H251L249 260L248 261H246V260H243L242 262H241V260H240V262H239V264H256ZM92 264H94V263H92ZM95 264H97L96 262H95ZM163 264H166V263H163ZM168 264V263H167Z\"/></svg>","mask_w":264,"mask_h":264},{"label":"water","instance_id":"95a60500","mask_svg":"<svg viewBox=\"0 0 264 264\" xmlns=\"http://www.w3.org/2000/svg\"><path fill=\"white\" fill-rule=\"evenodd\" d=\"M26 264H42L37 259L31 258Z\"/></svg>","mask_w":264,"mask_h":264}]
</instances>
